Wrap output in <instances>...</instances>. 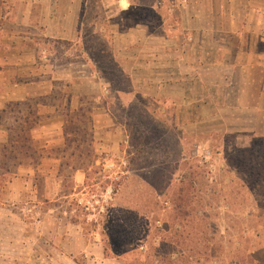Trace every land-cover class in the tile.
I'll return each mask as SVG.
<instances>
[{
    "label": "rangeland",
    "instance_id": "1",
    "mask_svg": "<svg viewBox=\"0 0 264 264\" xmlns=\"http://www.w3.org/2000/svg\"><path fill=\"white\" fill-rule=\"evenodd\" d=\"M96 1H84L75 44L46 40L45 51L23 66L0 62V193L26 171L35 173L39 193L50 186L51 197L62 173L60 189L68 193L75 168L91 164L84 190L69 203L71 216L87 232L99 231L109 253L125 252L134 264H264L259 83L251 99L214 90L216 106L203 113L216 117L208 121L176 116L180 105L162 111L169 104L144 98L118 70L112 36L99 34ZM163 2L140 9L152 30L168 17L171 0ZM73 93L79 97L71 100Z\"/></svg>",
    "mask_w": 264,
    "mask_h": 264
},
{
    "label": "crops",
    "instance_id": "2",
    "mask_svg": "<svg viewBox=\"0 0 264 264\" xmlns=\"http://www.w3.org/2000/svg\"><path fill=\"white\" fill-rule=\"evenodd\" d=\"M84 1L0 0V62L23 66L33 52L45 51L46 40L78 41ZM95 3L102 16L99 34L112 36L118 67L135 92L169 104L162 111L180 105L184 111L176 116L202 117L199 123L216 117L215 112H203L216 106L217 88L227 98L238 92L251 99L257 83L264 92V0H171L165 23H157L154 30L141 20L140 9L156 10L163 0ZM78 97L73 93L70 99ZM61 126L56 121V133H61ZM117 149L118 144H112V152ZM60 162L62 158L56 157V164ZM90 167L75 168L74 186L68 193L60 189L63 174L56 172L53 197L47 184L37 191L31 171L3 184L0 264H134L125 252L109 253L99 231L87 232L83 222L71 216L74 209L69 203L84 190Z\"/></svg>",
    "mask_w": 264,
    "mask_h": 264
},
{
    "label": "trees",
    "instance_id": "3",
    "mask_svg": "<svg viewBox=\"0 0 264 264\" xmlns=\"http://www.w3.org/2000/svg\"><path fill=\"white\" fill-rule=\"evenodd\" d=\"M114 62H116V61H114ZM116 66H117V64H116ZM117 68H118V70L121 72V70H120V68H119L118 66H117ZM121 73H122V72H121ZM180 191H181V190H180ZM182 191H183V189H182ZM182 191H181V192H182ZM182 214L185 216L186 214H188V212H186V211L184 210V211H182ZM112 244H113V243H112ZM106 248H107V247H106ZM169 254H170V253H169ZM148 257H149V255L146 254V258H148ZM145 261L148 262V263H146V264H151L150 261H147V259H145ZM136 264H145V263H140V262H139V263H136Z\"/></svg>",
    "mask_w": 264,
    "mask_h": 264
}]
</instances>
